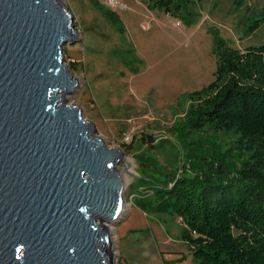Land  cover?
<instances>
[{
  "label": "water",
  "instance_id": "water-1",
  "mask_svg": "<svg viewBox=\"0 0 264 264\" xmlns=\"http://www.w3.org/2000/svg\"><path fill=\"white\" fill-rule=\"evenodd\" d=\"M78 33L63 0H0V264H116L109 224L142 175L70 102Z\"/></svg>",
  "mask_w": 264,
  "mask_h": 264
},
{
  "label": "rangeland",
  "instance_id": "rangeland-1",
  "mask_svg": "<svg viewBox=\"0 0 264 264\" xmlns=\"http://www.w3.org/2000/svg\"><path fill=\"white\" fill-rule=\"evenodd\" d=\"M63 1L81 37L64 46L65 61L80 79L70 102L80 105L109 147L124 149L135 173L178 168L184 174L174 125L188 94L215 78L214 37L242 50L264 44V0H193L195 14L184 19L151 11L141 0ZM107 10L120 17L123 30ZM125 180L124 214L109 224L116 264H197L181 237L182 219L144 211L134 202L136 195L147 197L133 191L139 178L125 174ZM135 231L143 232L137 240Z\"/></svg>",
  "mask_w": 264,
  "mask_h": 264
},
{
  "label": "trees",
  "instance_id": "trees-1",
  "mask_svg": "<svg viewBox=\"0 0 264 264\" xmlns=\"http://www.w3.org/2000/svg\"><path fill=\"white\" fill-rule=\"evenodd\" d=\"M141 1L180 19L195 14L193 0ZM213 54L214 80L188 94L174 125L185 173L141 174L133 191L144 186L147 197L134 202L181 218L197 264H264V44L242 50L215 35Z\"/></svg>",
  "mask_w": 264,
  "mask_h": 264
},
{
  "label": "built area",
  "instance_id": "built-area-1",
  "mask_svg": "<svg viewBox=\"0 0 264 264\" xmlns=\"http://www.w3.org/2000/svg\"><path fill=\"white\" fill-rule=\"evenodd\" d=\"M127 139H129V137H127ZM138 191H139L140 193H141V192H146L145 187H142V186L139 188Z\"/></svg>",
  "mask_w": 264,
  "mask_h": 264
},
{
  "label": "bare ground",
  "instance_id": "bare-ground-1",
  "mask_svg": "<svg viewBox=\"0 0 264 264\" xmlns=\"http://www.w3.org/2000/svg\"><path fill=\"white\" fill-rule=\"evenodd\" d=\"M131 161V160H130ZM132 162V161H131ZM133 164V163H132ZM134 165H132V167H131V171H133V169H134V167H133ZM111 225H112V223H110ZM110 228H111V226H110Z\"/></svg>",
  "mask_w": 264,
  "mask_h": 264
}]
</instances>
